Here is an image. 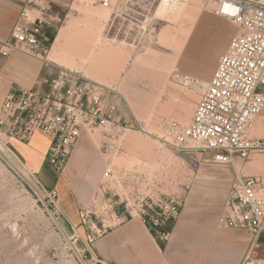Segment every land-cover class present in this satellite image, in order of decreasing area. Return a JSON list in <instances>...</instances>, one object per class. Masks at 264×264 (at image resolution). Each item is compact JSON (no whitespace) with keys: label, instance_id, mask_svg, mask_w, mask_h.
I'll list each match as a JSON object with an SVG mask.
<instances>
[{"label":"rangeland","instance_id":"obj_1","mask_svg":"<svg viewBox=\"0 0 264 264\" xmlns=\"http://www.w3.org/2000/svg\"><path fill=\"white\" fill-rule=\"evenodd\" d=\"M161 1L131 0L126 11L115 12L96 4L86 6L83 1L74 0L67 17L59 23L60 26L72 18L91 17V23H76L74 28H77V32L74 35L85 38L93 34L94 37L97 35L98 40L84 45V39H81L84 55H65L66 59L58 62L68 69L79 70L80 75L104 86L103 106L114 118L110 122L115 125L114 130L110 126L92 132L83 130L73 149L83 143L90 153V159L93 156L100 158L99 169V163L95 162L89 176L84 172L77 174L73 171L70 178L69 185L78 194L80 209L88 205L108 161H112L117 170L133 171L135 166L138 167L149 185L168 196L181 193L187 196L190 180L202 162L203 156L200 154L204 152L185 154L163 145L159 137L166 123L172 120L187 123L190 120L220 54L236 32V25L215 15L207 0H196L200 9L195 19L178 17L176 12L175 15L169 14V17L165 12L158 11ZM193 1L182 3L185 7L181 9ZM92 6L96 11L89 13L88 9ZM114 16H117L115 24L111 21ZM220 23L225 24V29L220 27ZM167 34L168 40L164 38ZM85 51L90 54L87 55ZM115 51H120V61L124 62L117 77L111 75L112 67L106 64V60L116 58ZM94 58L99 62L93 68L96 73L91 70ZM171 59L175 60L174 65L166 64L158 68L161 62H170ZM99 66H103L102 69ZM129 70H133L131 75H128ZM121 93H125L135 103L138 115L132 113ZM189 93H194L193 102L184 107L181 103L188 99ZM151 110L152 117L156 118L155 123L152 117L147 119V112ZM182 110L189 111L184 119L178 117ZM150 123L154 124V128ZM253 126L249 128V135ZM117 129L119 133H116ZM142 129L152 131L151 135H146ZM130 134L138 137L132 146L127 141ZM258 136H264V130ZM118 144L121 149L114 153L111 147ZM74 155L75 151L67 165ZM89 164L88 161L87 166ZM67 165L62 176L68 175ZM96 169L99 170L98 174L90 177ZM57 176L58 173L45 159L40 164L37 177L24 165L10 143L5 145L0 140V264H79L69 240L73 232L62 216L60 202L56 200L55 208L47 197L49 191L55 190L49 187ZM154 182L159 185L156 186ZM224 203L218 206L217 223ZM75 246L81 249L78 242Z\"/></svg>","mask_w":264,"mask_h":264},{"label":"built area","instance_id":"obj_2","mask_svg":"<svg viewBox=\"0 0 264 264\" xmlns=\"http://www.w3.org/2000/svg\"><path fill=\"white\" fill-rule=\"evenodd\" d=\"M81 1L115 12L126 11L131 2ZM207 1L215 15L236 25V32L220 54L190 120L166 123L159 139L163 145L185 154L210 151L214 161L234 163L236 157L247 159L254 150L264 151V138L249 135V128L257 117L264 118V0ZM32 7L41 13L32 16ZM48 9L45 1L27 0L9 37L0 39V54L6 56L20 51L47 61L46 43L50 35L46 29L65 18L45 17ZM103 91L100 83L61 66L55 75L38 80L32 87H14L0 107V140L5 145L10 139L26 143L35 131H42L49 138L45 158L56 172H61L83 130L92 132L108 126L115 129L110 122L114 118L103 106ZM120 149L119 144L111 147L114 153ZM142 174L136 166L133 171L117 170L112 161L106 163L88 205L79 210L80 222L88 229V241L132 217H138L159 241L169 240L171 226L180 214L186 195H164L149 185ZM47 197L56 208L57 191H49ZM218 224L246 229L251 241L256 240L264 230V183L259 177L243 175L237 169ZM79 238L74 232L69 240L79 264H90L86 251L75 246ZM238 264L259 262L246 255Z\"/></svg>","mask_w":264,"mask_h":264},{"label":"crops","instance_id":"obj_3","mask_svg":"<svg viewBox=\"0 0 264 264\" xmlns=\"http://www.w3.org/2000/svg\"><path fill=\"white\" fill-rule=\"evenodd\" d=\"M26 1L0 0V39L9 37ZM42 1L49 4L45 17L58 19L67 17V12L74 0ZM30 13L32 16H38L41 12L36 7H32ZM111 21L115 24L117 16L112 17ZM66 24L59 26L55 23V27L46 29L50 35L46 43L47 61L20 51H12L6 56L0 54V107L4 98L14 87H32L38 80L52 77L60 66L63 67L58 62L66 58L62 52H58V60L49 59V55L57 37L62 32L61 28ZM174 64L175 60L171 59L170 66ZM163 66L160 63L158 68L161 69ZM121 94L130 104L135 115H138L139 111L135 103L125 93ZM193 96L194 93L188 94L191 100ZM186 100L181 103L184 107H188ZM188 112L182 110L178 117L184 119L188 116ZM147 113L149 114L150 111ZM257 118L250 135L259 137L258 135H261L264 130L262 120L264 118L262 116ZM260 137L264 138V136ZM48 144L49 138L39 130L35 131L26 143L10 139V146L14 152L37 177L40 164L46 159ZM74 151V158L66 168L68 175H61L64 169L57 172L58 176L49 189L57 191L62 216L69 229L79 235L78 244L86 251L90 264H238L246 255L258 261L259 264H264V230L252 242L246 229L225 228L216 221L218 206L227 199L232 183L235 181L237 169L243 175L259 177L264 183V151L254 150L247 159L236 157L234 163L216 162L212 159L210 151L200 154L203 156L202 162L190 180L189 194L186 196L178 218L171 226V236L168 241L156 239L138 217L127 218L120 224L94 236L92 241H88V229L80 222L78 194L69 185V181L73 171L77 174L84 172L89 176L95 162L99 163V169L100 158L93 156L90 159V153L83 143ZM88 161L90 164L87 166ZM98 169L90 177L96 176Z\"/></svg>","mask_w":264,"mask_h":264},{"label":"bare ground","instance_id":"obj_4","mask_svg":"<svg viewBox=\"0 0 264 264\" xmlns=\"http://www.w3.org/2000/svg\"><path fill=\"white\" fill-rule=\"evenodd\" d=\"M160 3V2H159ZM89 4H91V3H89ZM89 4H87V5H89ZM86 5V4H85ZM86 5V6H87ZM91 5H93V4H91ZM160 5V9H158V11H160V12H165V14H170V15H172L173 13H174V15H175V12H176V15H178V17L179 16H182V17H187L186 19H190V18H194L195 17V15H196V12L200 9V5H199V3H198V1H193L192 3H190V5L188 6V7H186L185 9H181V8H183V7H185V6H183L184 4H182V3H178V4H172V3H170L168 0H162L161 1V3L159 4ZM174 8H176V10L174 11H172V9H174ZM103 9H109V8H103ZM181 9V10H180ZM93 11H96L95 10V8H94V6H92V8H89L88 9V12L89 13H92ZM102 11H104V10H102ZM167 11V12H166ZM178 11V12H177ZM88 13V14H89ZM95 13V12H94ZM102 14V13H101ZM92 15V14H91ZM169 15V17H171ZM176 17V16H175ZM91 17L89 16V17H85V18H82V19H78L77 20V18H72V19H70L68 22H67V24H66V26L63 28V30H62V32L59 34V36L57 37V39H56V41H55V44H54V46H53V49H52V52L50 53V55H49V59H57L58 60V58H57V56H58V52H62L64 55H70V57H74V55H79V56H81L82 54H83V46H82V40L81 39H84V45H85V43L86 44H88V43H90V42H92V41H96V40H98L97 39V35H96V37H94L93 36V34L92 35H89V36H87V37H85V38H81V36L80 35H78V34H76V35H74V33L75 32H77L76 30H77V28H74L75 26H76V23H79V22H82V21H85V23L86 22H90L91 23V20L92 19H90ZM195 19V18H194ZM194 21V20H193ZM220 22V21H219ZM93 23V22H92ZM191 23V22H190ZM88 24V23H87ZM92 25H94V24H92ZM221 28L223 29H225V24L224 23H221ZM195 31V30H194ZM166 32V31H165ZM93 33V32H92ZM162 38V37H161ZM164 38H166V40H168V34H167V36L166 37H164ZM105 45V44H104ZM110 46V45H109ZM104 48V47H103ZM106 48V47H105ZM114 49V48H113ZM111 50V49H110ZM116 50V49H115ZM103 51H105L104 49H103ZM103 51H101L100 53H103ZM112 51V50H111ZM86 52V51H85ZM94 52V51H93ZM92 52V53H93ZM113 52H114V50H113ZM116 52V51H115ZM87 53V52H86ZM89 53V52H88ZM88 53H87V55H88ZM109 53V52H108ZM62 54V55H63ZM90 54V53H89ZM99 54V53H98ZM97 54V55H98ZM60 55V54H59ZM84 55V54H83ZM92 55V54H91ZM104 55V54H103ZM114 55H116V58H114V59H112L111 60V58H110V60H106V64H108V65H110L111 67H112V69L110 68V70H111V75H113V76H118V74H119V72H120V70L123 68V61H120L121 59H120V51H118V52H116ZM93 56V55H92ZM91 56V57H92ZM101 56V55H100ZM107 56V55H106ZM62 57V56H61ZM155 57V56H154ZM81 58V57H80ZM119 58V59H118ZM60 59V58H59ZM66 59V58H65ZM103 59V58H102ZM109 59V58H108ZM88 60V59H87ZM61 61V60H60ZM64 61V60H63ZM101 61V60H100ZM165 62H161V64L162 65H164L163 67H165V66H167L166 64H169V66H170V62H167L166 60H164ZM84 62V61H83ZM103 62V64H104V61H102ZM76 63V62H75ZM92 64V66H91V70H92V72H94V73H96L95 71H93V68L97 65V64H99V62L97 61V59L96 58H94V60H92V62H91ZM72 64V63H71ZM101 64V63H100ZM69 66V65H68ZM99 67H101V66H99ZM103 67V66H102ZM102 67H101V69H102ZM109 67V66H108ZM149 68V67H148ZM150 69V68H149ZM105 70H106V68H105ZM104 70V71H105ZM79 71V70H78ZM97 71V70H96ZM101 72H102V70H100ZM103 71V72H104ZM108 71V70H107ZM130 71V70H129ZM132 71L133 70H131L130 71V73H128V75L130 74L131 75V73H132ZM106 72V71H105ZM109 73V74H110ZM100 74V73H99ZM149 74V73H148ZM98 75V74H97ZM105 74H103V76H104ZM99 76V75H98ZM106 77H108L107 75H106ZM103 79V78H102ZM96 81V80H95ZM113 81V80H112ZM103 82V81H102ZM110 82V81H109ZM114 82V81H113ZM113 84V83H112ZM187 102H185L186 104H187V106H189V104L192 102V100L190 99V98H188L187 100H186ZM127 104H128V106H129V108L131 109V111H132V113L135 115V113L133 112V110H132V108H131V106H130V104L127 102ZM152 111V110H151ZM152 113H153V111L152 112H150L149 114H148V117H147V119H150L153 115H152ZM132 114V115H133ZM156 114V113H155ZM154 114V115H155ZM156 116H157V114H156ZM159 116V115H158ZM158 118V117H157ZM136 119V118H135ZM153 119V120H152ZM152 122L154 121V119L156 120V118H153L152 117ZM137 120V119H136ZM158 120V119H157ZM257 120V119H256ZM151 122V121H150ZM151 122V123H152ZM156 121H154L153 123H155ZM151 123H150V125H151ZM154 125V124H153ZM153 125H151V127L152 128H154L153 127ZM144 127V126H143ZM141 131H143L146 135H151V133H152V131H150V130H146V131H144L143 129L141 130ZM136 138H138V137H136V135H133V134H130V135H128V139H127V141L128 142H130V144L129 145H131L132 146V144H134L135 143V141H136ZM138 140V139H137ZM147 144V143H146ZM138 145V144H137ZM130 157V156H129ZM121 159V158H120ZM114 164V163H113Z\"/></svg>","mask_w":264,"mask_h":264},{"label":"trees","instance_id":"obj_5","mask_svg":"<svg viewBox=\"0 0 264 264\" xmlns=\"http://www.w3.org/2000/svg\"><path fill=\"white\" fill-rule=\"evenodd\" d=\"M53 37V36H52Z\"/></svg>","mask_w":264,"mask_h":264}]
</instances>
